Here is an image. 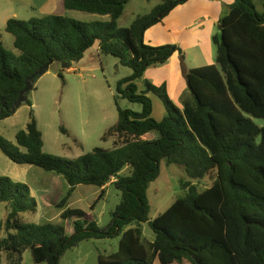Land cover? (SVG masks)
Here are the masks:
<instances>
[{
  "label": "trees",
  "instance_id": "trees-1",
  "mask_svg": "<svg viewBox=\"0 0 264 264\" xmlns=\"http://www.w3.org/2000/svg\"><path fill=\"white\" fill-rule=\"evenodd\" d=\"M132 0H62L63 7L110 21L95 25L61 15L12 18L6 32L13 35L16 56L0 39V122L14 110L26 82L41 67L60 63L71 69L98 46L103 55L113 56L133 70L119 82L118 90L141 112L119 110L118 121L102 137L113 141L112 149L96 148L76 159L44 152V141L33 111L26 129L7 140L0 132V150L13 163L41 168L61 176L68 190L57 207L64 210L67 227L51 223H28L23 215L36 213L38 205L31 188L9 177H0V202L9 213L0 227V264H23L31 250L37 264H60L63 256L85 241L120 238V249L99 255V264H264V1L258 11L256 0H233L224 8L220 35L214 37L216 63L194 69L184 66L185 53L176 45L152 46L146 32L160 24L178 6L189 0H162L153 11L138 16L127 28L119 26ZM175 54L183 64L189 97L179 109L170 99L167 85L145 81L139 93L136 82L148 69L164 65ZM62 77V75H60ZM39 79V78H38ZM38 79L35 80L34 86ZM127 85L125 92L121 86ZM161 99L167 114L153 118V100ZM62 132L67 133L63 127ZM148 133L158 139L147 140ZM178 165L186 174L180 180L184 195L155 219L148 191L159 179L162 164ZM129 169L128 175H123ZM210 177L212 185L200 190L194 182ZM115 180V182H114ZM80 185L104 189L113 185L121 202L102 228L89 214L67 208ZM103 195V192L102 194ZM154 239L147 242L143 225Z\"/></svg>",
  "mask_w": 264,
  "mask_h": 264
},
{
  "label": "rangeland",
  "instance_id": "rangeland-1",
  "mask_svg": "<svg viewBox=\"0 0 264 264\" xmlns=\"http://www.w3.org/2000/svg\"><path fill=\"white\" fill-rule=\"evenodd\" d=\"M263 1H255L258 11L263 10ZM5 3L15 8L20 20L28 21L32 17L61 15L91 26L110 21L109 16L66 10L62 0H0V13L5 10ZM162 3V0H132L120 18L119 26L130 27L138 16L150 14ZM5 27L4 22H0V39L9 51L19 56L20 51L14 46V37L6 32ZM73 67L75 70L69 71L63 69L60 63H53L46 74L38 79L35 88L28 96L33 103L32 108L43 135L44 152L64 159H76L96 148L112 149L113 141L104 142L102 137L116 125L119 110L142 111L141 104L131 102L118 90L119 82L133 74V70L123 66L119 59L98 53L94 47L81 63H76ZM145 81L136 82L139 93L146 90ZM126 90V84L121 86L122 92ZM151 98L152 116L160 122L167 111L161 99L153 95ZM30 110L27 104H22L14 116L0 122V132L7 140L15 142L17 133L26 129ZM254 122L259 127L264 126V120L254 119ZM63 127L67 133L62 132ZM129 172V169H125L122 174L128 175ZM0 177H9L31 188L38 211L24 214L26 222L51 223L55 226L64 224L67 233H72V224L64 223L61 218L64 210L57 207L68 190V184L61 176L38 167L17 165L0 150ZM182 179H186L182 167L162 164L159 179L150 185L148 191L152 219L165 212L184 195L179 183ZM212 182L208 177L194 184L200 190H204L210 187ZM120 202L121 193L113 185L104 189L80 185L69 200L67 208L76 213L91 215L100 227L105 228L111 222L112 213ZM8 213L7 204L0 202V227L3 236H5L3 226ZM143 232L146 243L153 241L154 233L148 224L143 225ZM119 249V237L102 241H85L79 247L69 250L60 264H99L100 254L110 255L117 253ZM2 264H8L6 256H3ZM23 264H37L33 260L31 250L24 253ZM155 264L160 263L156 261Z\"/></svg>",
  "mask_w": 264,
  "mask_h": 264
},
{
  "label": "crops",
  "instance_id": "crops-1",
  "mask_svg": "<svg viewBox=\"0 0 264 264\" xmlns=\"http://www.w3.org/2000/svg\"><path fill=\"white\" fill-rule=\"evenodd\" d=\"M232 4L233 0H189L174 9L162 23L150 28L145 35L146 41L152 46L180 47L185 53L186 69L213 65L217 58L213 39L220 35V19L224 8ZM4 9L0 13V22H4L5 26L10 19L19 18V13L10 4L5 3ZM95 49L100 53L98 46ZM73 70L75 68L72 66L69 71ZM144 80L157 87L167 85L170 99L179 109H183V101L189 97L190 92L183 76V64L179 54H175L164 65L148 69L141 83ZM144 138L155 140L159 135L148 133Z\"/></svg>",
  "mask_w": 264,
  "mask_h": 264
},
{
  "label": "water",
  "instance_id": "water-1",
  "mask_svg": "<svg viewBox=\"0 0 264 264\" xmlns=\"http://www.w3.org/2000/svg\"><path fill=\"white\" fill-rule=\"evenodd\" d=\"M53 64V61H50L45 66L41 67L37 72H35L30 79L26 82V87L24 91L21 93L20 98L18 99L16 105L14 106V110L20 107L26 100L27 94L34 89V82L36 79L42 77L48 71L49 67Z\"/></svg>",
  "mask_w": 264,
  "mask_h": 264
}]
</instances>
